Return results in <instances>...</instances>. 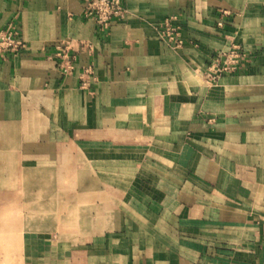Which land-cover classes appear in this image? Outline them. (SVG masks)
Returning <instances> with one entry per match:
<instances>
[{
  "label": "crops",
  "instance_id": "obj_1",
  "mask_svg": "<svg viewBox=\"0 0 264 264\" xmlns=\"http://www.w3.org/2000/svg\"><path fill=\"white\" fill-rule=\"evenodd\" d=\"M123 3L0 0V264H264V0Z\"/></svg>",
  "mask_w": 264,
  "mask_h": 264
},
{
  "label": "built area",
  "instance_id": "obj_2",
  "mask_svg": "<svg viewBox=\"0 0 264 264\" xmlns=\"http://www.w3.org/2000/svg\"><path fill=\"white\" fill-rule=\"evenodd\" d=\"M83 12L87 18L94 20L101 28H107L114 19H123L127 8L123 0H84ZM174 20L175 17L165 20L160 35L173 48H177L182 45L183 40L180 27L174 23ZM25 46L17 26L10 25L0 30V57H5L8 53H16ZM69 50L70 42L58 45L57 55L62 59L61 67L65 74H70L74 69ZM245 55L238 44H232L216 53L202 74L208 82L215 83L223 74L237 70ZM89 72L90 68H87L86 73ZM87 85L88 79L82 75V86L87 87Z\"/></svg>",
  "mask_w": 264,
  "mask_h": 264
}]
</instances>
